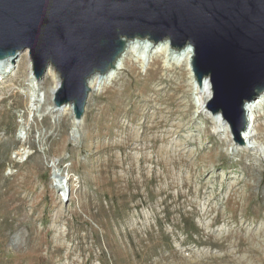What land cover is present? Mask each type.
Returning a JSON list of instances; mask_svg holds the SVG:
<instances>
[{"label":"rangeland","instance_id":"rangeland-1","mask_svg":"<svg viewBox=\"0 0 264 264\" xmlns=\"http://www.w3.org/2000/svg\"><path fill=\"white\" fill-rule=\"evenodd\" d=\"M25 63L0 82V264H264V154L249 140L205 171L226 136L207 111L195 125L160 114L141 68L90 95L75 129L35 102Z\"/></svg>","mask_w":264,"mask_h":264},{"label":"water","instance_id":"water-1","mask_svg":"<svg viewBox=\"0 0 264 264\" xmlns=\"http://www.w3.org/2000/svg\"><path fill=\"white\" fill-rule=\"evenodd\" d=\"M123 38L193 46L200 90L204 78L212 82L206 108L222 113L244 145L243 105L264 92V0H0V61L28 50L38 79L54 66L61 78L54 105L72 104L77 120L88 79L114 68Z\"/></svg>","mask_w":264,"mask_h":264},{"label":"bare ground","instance_id":"bare-ground-1","mask_svg":"<svg viewBox=\"0 0 264 264\" xmlns=\"http://www.w3.org/2000/svg\"><path fill=\"white\" fill-rule=\"evenodd\" d=\"M123 40L126 43L125 51L117 59L114 68L106 74L96 73L88 79L87 85L90 88L89 96L99 93L102 89L121 81L123 79L122 75L127 73L129 69H133L137 73L138 68H141L142 73L152 81L153 86L149 88V91L156 96L154 100L162 102L166 106V108L160 110V114L165 113L164 111L166 110V112L176 117L178 120L187 122V124L190 125H195L197 119L203 118V112L207 111L208 120L217 128L218 134L226 136L225 140H217L211 154H208L200 160L205 165V171H209L211 168L216 169L217 158L221 157L222 153L218 154L215 151L234 142L232 137L233 133L228 121L223 119L222 113L212 114V112L206 108L209 102L214 98L212 82L209 78H204L201 82L200 90L192 67L193 57L195 56L194 47L187 45L177 50L171 47V41L169 39L156 44L150 40H141L139 38H134L132 40L123 38ZM24 55L27 59L25 66L29 69V79L34 82L35 102L39 105L43 103L47 104L51 113L70 115L73 119L75 129H77L83 124L84 118H82V120H77L75 118L72 104L57 108L53 102L55 92L61 84L60 75L54 66L49 65L45 76L42 79H38L34 75L28 50L20 52L17 57H10L0 61V82H3L10 74L20 67ZM15 64L18 65L15 66ZM46 77L51 78L53 82L50 95L44 92L42 87L43 80ZM195 94L199 97L198 105H194L192 102V96ZM200 110H202V112H200ZM243 110L245 115V127L240 138L243 142L247 139L250 143V147L244 150H246L245 152H250L251 154L263 158L264 149L257 145V143L264 141V129L262 130L260 127H257V123H259L260 114L264 112V92L255 100L246 101L243 105ZM260 130L263 131L262 134L259 133ZM199 131H201V129ZM203 133L206 136L209 135L207 131ZM211 137L213 136L209 135V138ZM193 138L194 135L190 134V139L192 140ZM248 188L250 189L251 187L248 186ZM241 195L242 193L240 196ZM252 197L253 195L251 194H249L248 197L246 196L248 199Z\"/></svg>","mask_w":264,"mask_h":264}]
</instances>
